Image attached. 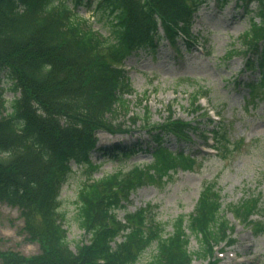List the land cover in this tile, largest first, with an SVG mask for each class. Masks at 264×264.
Returning a JSON list of instances; mask_svg holds the SVG:
<instances>
[{
    "label": "trees",
    "instance_id": "trees-1",
    "mask_svg": "<svg viewBox=\"0 0 264 264\" xmlns=\"http://www.w3.org/2000/svg\"><path fill=\"white\" fill-rule=\"evenodd\" d=\"M204 1L0 0V72L11 81L8 88L19 92L7 100L6 78L0 74V200L19 209L24 231L39 247L31 255L0 250V264H137L152 246L146 264H190L194 258L219 264L215 247L222 242L230 245L235 239L215 182L202 186L193 211L187 219L179 215L170 231L155 219L150 203L125 212L124 221L115 211L125 206L137 187L158 183L169 170L194 167L192 153L163 143L166 135L178 143L191 141L189 132L196 129L195 124L169 114L149 129L155 142L150 164L92 175L99 166L92 159L93 151L116 158L137 151L97 145L99 131H128L115 121L118 112L127 115L125 94L134 91L124 59L139 50L155 51L163 39L176 52L179 37L190 46L194 42L190 32L193 14ZM252 1L258 21L251 19L240 40L263 70L264 48L257 49L264 39V0H241L240 7L250 12ZM78 5L94 6L108 34L94 28L79 13ZM254 63V58H248L246 66L252 68ZM249 93L258 96L255 83L250 84ZM199 94L192 93V105ZM197 108L199 105L193 106ZM128 117L135 123L134 116ZM217 143L222 152L229 150L224 133ZM73 164L84 171L76 202L79 226L88 235L87 241L75 244V250L68 243L60 197L75 171ZM227 209L254 233L264 231L263 221L253 218L261 209L260 196L249 195L228 204ZM191 234L198 241L196 250L188 247Z\"/></svg>",
    "mask_w": 264,
    "mask_h": 264
},
{
    "label": "rangeland",
    "instance_id": "rangeland-1",
    "mask_svg": "<svg viewBox=\"0 0 264 264\" xmlns=\"http://www.w3.org/2000/svg\"><path fill=\"white\" fill-rule=\"evenodd\" d=\"M238 4L240 0H227L222 6L217 0H207L200 5L191 27L196 42L189 50L179 41L180 51L176 53L163 40L154 55L140 52L129 56L124 67L135 93L127 95V115L122 111L114 117L120 122L121 129L128 131L120 132L122 135L100 131L98 144L108 146V140L117 142L116 138L126 137L120 139L121 145L139 144L151 150L154 142L147 129L161 122L169 112L175 118L198 122V131L191 134L192 142L185 147L197 157L194 169L171 170V174L163 176L158 183L138 187L130 194L125 208L115 209L116 215L122 218L126 211L150 203L154 206L155 219L165 223L166 230L170 231L179 215H185L187 219L192 212L203 184L214 181L220 190L223 213L234 227L231 237L235 238L234 243L224 246L220 264H264V231L253 235L250 228L241 224L227 209L228 204L249 195L260 196L261 215L254 218L264 224V98H250L247 85L258 80L264 72L257 66L253 69L245 67L251 52L241 43L240 35L249 30L253 12L246 14L242 9H236ZM251 6L255 8V3ZM78 9L81 15L90 17L95 28L103 34L108 33L104 19L95 12L94 6ZM262 48L264 39L258 45V49ZM228 52L233 53L225 57ZM0 74L6 78L3 83L7 87L5 98L11 100L18 96L19 92L14 93L8 88L11 81L7 80L5 72ZM195 91L200 92L197 100L200 109L197 111L191 104V95ZM129 115L135 117V123L130 121ZM217 123L225 125L226 136L231 142L225 154H217L210 145V130ZM166 145L173 149L184 147L173 140ZM98 154L96 151L92 155L94 162L99 163L92 173L94 177L127 171L150 164L152 160L150 153L145 151L119 158H100ZM73 167L75 171L64 183L60 197L61 207L66 211L64 227L68 243L75 250V244L80 240L87 241L88 235L80 228L77 218V185L84 171L74 164ZM23 225L18 209L0 201V250L11 249L26 255L39 251L38 244L28 237ZM197 248V239L191 235L189 249ZM152 250L153 246L149 247L137 264H146ZM205 263L201 258L191 262Z\"/></svg>",
    "mask_w": 264,
    "mask_h": 264
}]
</instances>
